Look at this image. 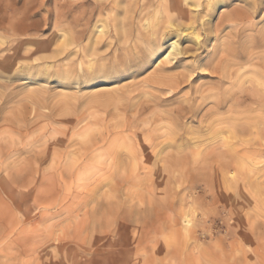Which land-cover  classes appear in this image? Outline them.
<instances>
[{
  "label": "rangeland",
  "instance_id": "obj_1",
  "mask_svg": "<svg viewBox=\"0 0 264 264\" xmlns=\"http://www.w3.org/2000/svg\"><path fill=\"white\" fill-rule=\"evenodd\" d=\"M211 2L0 0V264H264V11Z\"/></svg>",
  "mask_w": 264,
  "mask_h": 264
},
{
  "label": "bare ground",
  "instance_id": "obj_2",
  "mask_svg": "<svg viewBox=\"0 0 264 264\" xmlns=\"http://www.w3.org/2000/svg\"><path fill=\"white\" fill-rule=\"evenodd\" d=\"M206 1V0H205ZM229 0H213V3H212V6L213 7H215V6H217V4L218 3H226V2H228ZM156 2V1H155ZM221 5H223V4H221ZM218 7V6H217ZM214 12V11H213ZM212 12V13H213ZM246 17V15L244 14V13H241V12H239V11H233L232 13H230L229 15H227V16H225V19H227V20H229V21H234V22H241L244 18ZM161 18H163V16L161 15L159 18H157L156 20L154 19V21L156 22L158 19H161ZM195 35V34H194ZM64 36V35H63ZM105 36V35H104ZM225 47V51L226 50H228V51H230V52H232L233 53V49L232 50H230V46L229 45H226V46H224ZM223 47V48H224ZM169 48H170V50H169V52L165 55V59L168 61L169 60V58L171 57V56H174V55H178L179 54V45L177 44V42H175V41H173L170 45H169ZM222 48V47H221ZM219 50V49H218ZM232 55V54H231ZM170 61V60H169ZM87 62V61H86ZM174 63V62H173ZM202 63V62H201ZM208 65V64H207ZM242 65V64H241ZM253 71V70H252ZM251 71V72H252ZM252 73H254V72H252ZM251 73V74H252ZM257 73V72H256ZM255 74V73H254ZM258 74V73H257ZM259 75V74H258ZM257 75V76H258ZM261 80H264V79H262V77H261ZM260 85V84H259ZM187 142V141H186ZM178 147V146H177Z\"/></svg>",
  "mask_w": 264,
  "mask_h": 264
},
{
  "label": "snow or ice",
  "instance_id": "obj_3",
  "mask_svg": "<svg viewBox=\"0 0 264 264\" xmlns=\"http://www.w3.org/2000/svg\"><path fill=\"white\" fill-rule=\"evenodd\" d=\"M261 5H262L261 10L264 11V0H261ZM260 23L261 25H264V21H261Z\"/></svg>",
  "mask_w": 264,
  "mask_h": 264
}]
</instances>
